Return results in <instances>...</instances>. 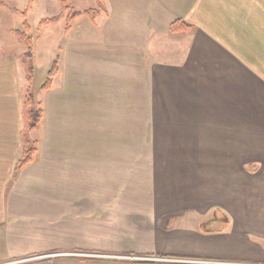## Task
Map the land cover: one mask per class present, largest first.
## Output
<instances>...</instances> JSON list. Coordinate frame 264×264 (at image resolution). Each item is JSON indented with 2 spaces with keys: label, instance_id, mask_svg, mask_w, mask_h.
<instances>
[{
  "label": "crops",
  "instance_id": "obj_1",
  "mask_svg": "<svg viewBox=\"0 0 264 264\" xmlns=\"http://www.w3.org/2000/svg\"><path fill=\"white\" fill-rule=\"evenodd\" d=\"M100 2L42 28L58 69L19 169L28 85L0 56V264H264V0Z\"/></svg>",
  "mask_w": 264,
  "mask_h": 264
},
{
  "label": "trees",
  "instance_id": "obj_2",
  "mask_svg": "<svg viewBox=\"0 0 264 264\" xmlns=\"http://www.w3.org/2000/svg\"><path fill=\"white\" fill-rule=\"evenodd\" d=\"M61 1V11L59 14L42 18L38 21V26H47L54 25L59 20L64 19V31H67L70 28L71 23L80 16L88 17L89 19H94L98 15L102 8L100 0H96V7L86 8L83 10H76L70 4L69 0H60ZM33 0H26V5L23 10H18L17 8L8 7L9 10L20 14L23 18L26 17L28 11L32 8ZM0 6H5L3 0H0ZM22 29L12 30V34L16 41L21 44L24 48V52L21 56V66L24 71V77L27 82L28 88L26 90L23 107H22V156L17 163L16 169L23 167L24 165L32 161V157L36 152L35 141L31 140L29 133L36 129L42 119V109L39 107V103L35 99L33 93L29 88L34 76V52H33V39L28 34L30 27L28 26L26 20L22 22ZM189 29V26L182 22L181 20H176L170 25L171 32H180ZM59 62V55L57 54L54 59L51 61L50 66L46 72L44 81L40 84V91H47L50 89L52 84V78L57 72Z\"/></svg>",
  "mask_w": 264,
  "mask_h": 264
},
{
  "label": "rangeland",
  "instance_id": "obj_3",
  "mask_svg": "<svg viewBox=\"0 0 264 264\" xmlns=\"http://www.w3.org/2000/svg\"><path fill=\"white\" fill-rule=\"evenodd\" d=\"M4 3L8 4V5H12L13 8H17L18 10L21 9L23 10V8L25 7V0H3ZM88 1V0H86ZM0 6V8H8V7H12V6ZM82 8H88V7H95V4L93 2V0H90L89 3H85L81 4ZM54 10H52L51 8L42 6V5H35L30 11H28L26 17H22L19 14H13L10 13V18H9V22H1L0 23V29L4 30V32L2 33V30H0V56H6V55H10L13 56L17 59L21 58V55L24 51V48L21 44H19L16 39L14 38V35L11 33L12 30L14 29H22V22L25 19L28 26L30 27L28 34L32 37L33 39V52L36 55V70L34 72V76L33 79L31 81V83L29 84V88L31 90V92L33 93L35 99H38V92H40L39 90V86L40 84L44 81L45 79V75H42V68L43 67V54H44V46L41 45V43L43 42V37H42V28L44 26L39 27L38 26V21L42 18H46V17H51L52 15H54L53 12ZM49 26V25H47ZM9 28H11V30H8ZM34 61V59H33ZM22 80L24 82V86H27L26 80L22 77ZM25 92V91H24ZM30 137V136H29ZM31 139V138H30ZM32 140V139H31ZM34 141V140H33ZM35 145H36V141H35ZM75 255H60V256H56L54 258H61V260H57L56 264H58V262H61L60 264H131L128 261L125 260H109V259H104V258H110V257H104L106 255L104 254H99L97 252H94V254H90V253H82V252H74ZM78 254V255H77ZM54 254H50L49 256H53ZM84 255V256H83ZM93 255V256H92ZM38 256V255H36ZM40 256V255H39ZM29 258H34V255H31L28 257ZM79 258H95L92 260H77ZM101 258V259H99ZM82 261H85V263H83ZM86 261H88V263H86ZM42 262V261H41ZM12 264H18V261L13 262ZM19 264H41L38 261H27L25 263H19ZM45 264V262L43 263ZM46 264H53V263H46ZM55 264V263H54Z\"/></svg>",
  "mask_w": 264,
  "mask_h": 264
},
{
  "label": "built area",
  "instance_id": "obj_4",
  "mask_svg": "<svg viewBox=\"0 0 264 264\" xmlns=\"http://www.w3.org/2000/svg\"><path fill=\"white\" fill-rule=\"evenodd\" d=\"M78 255V254H77Z\"/></svg>",
  "mask_w": 264,
  "mask_h": 264
}]
</instances>
